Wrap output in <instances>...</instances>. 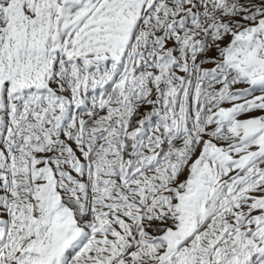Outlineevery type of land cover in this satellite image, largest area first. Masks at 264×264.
<instances>
[{
  "label": "snow or ice",
  "instance_id": "obj_1",
  "mask_svg": "<svg viewBox=\"0 0 264 264\" xmlns=\"http://www.w3.org/2000/svg\"><path fill=\"white\" fill-rule=\"evenodd\" d=\"M0 264H264V0H0Z\"/></svg>",
  "mask_w": 264,
  "mask_h": 264
}]
</instances>
